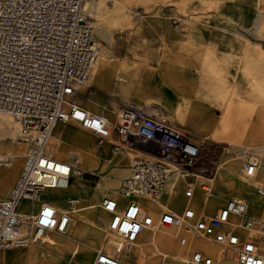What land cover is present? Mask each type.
Listing matches in <instances>:
<instances>
[{
	"label": "built area",
	"instance_id": "obj_1",
	"mask_svg": "<svg viewBox=\"0 0 264 264\" xmlns=\"http://www.w3.org/2000/svg\"><path fill=\"white\" fill-rule=\"evenodd\" d=\"M93 1L0 0V114L16 120L19 140L27 147L16 184L0 200V249L27 246L49 232L65 231L70 212L58 216L46 202L35 214H24L19 208L22 201H40L44 190L66 188L75 176L83 175L46 152L55 126L74 121L92 130L99 145L110 143L115 153H135L130 174L118 185V194L127 202L121 204L109 196L100 202L110 214L108 229L119 237V244L112 253L98 250L91 264H130L120 254L130 251L141 232L151 228L174 229L182 247L193 239L218 245L226 262L264 264V212L251 213L242 199H228L216 214H199L189 206L180 211L163 208L153 215L139 202V198L158 200L169 184L173 192L182 189L185 198H193L199 188L210 193L216 165L210 155L215 148H207L200 137L159 118L153 105L126 104L117 121H112L78 103L79 90L99 54L86 9ZM246 154L244 148L237 149L246 177L252 178L259 162ZM12 162L0 158V166ZM217 261L193 248L188 264Z\"/></svg>",
	"mask_w": 264,
	"mask_h": 264
},
{
	"label": "rangeland",
	"instance_id": "obj_2",
	"mask_svg": "<svg viewBox=\"0 0 264 264\" xmlns=\"http://www.w3.org/2000/svg\"><path fill=\"white\" fill-rule=\"evenodd\" d=\"M119 1L121 3H119ZM119 1L96 0L95 2H88V5H86V9L94 25V39L98 44L100 52L102 53L103 48H107L119 54L122 50L132 46L131 51L128 53V58L131 69L137 78L141 75H149L150 71H156L160 74L159 76L162 81L164 79L168 81L171 76L180 77L182 71H185L187 81H190L186 86L190 89L191 93L194 92L193 96H188V98L192 103H195V99L201 101L207 106L208 112L212 113L214 119L217 121H219V116L222 111L221 104L224 102L231 103L234 111V115L230 118L231 124L233 127L241 126V135H226L221 128L219 129V133L210 131L207 132L209 135L204 136V133L195 134L193 131L190 132L198 137L208 136L211 140L228 143L223 145V147L221 146L219 150L215 149V154L210 155L216 163L213 171L215 178L211 181L212 192L216 190L215 182H217L221 176L222 168L230 167L232 168V175L227 177L228 180L238 183L246 182L255 184L253 186V192L261 199H264V158L260 157L259 150L261 149L260 147H264V139L251 141L247 138V131L245 130V125L251 122L253 125H257L258 123L262 124L264 122V111H262V113L260 112L261 109L264 110V38H260V36H264V26L258 30H256L255 27V19L259 15L264 14V0H227L223 2L216 1L214 3H207L203 9V17L193 21H183L180 18L181 13L177 7L171 5V3H166L160 6V16L143 18V30L139 34L134 33L132 30L115 33L114 38L116 41L110 43L106 38L100 37V35L105 36V34L110 33L116 28L117 24L124 20L129 14L126 7V0ZM158 7L159 6L155 9H158ZM138 12L144 14V8L141 6L138 7ZM112 14H114L115 17H113L114 15ZM172 18L177 20L176 24L173 23ZM147 20H153L151 25L146 24ZM139 22L142 23V21ZM238 32L245 35L251 41L260 43L261 45L256 46L247 43L242 37H239ZM244 43L249 44V49L246 48ZM182 48L186 49L185 59L181 57ZM122 58L123 57H121V59ZM165 67L167 68L165 69ZM88 84H84L81 87L80 93ZM151 84L156 87L155 80ZM176 84L177 83L172 85L171 83L169 89H165L167 91L160 90L159 96H141L128 101L139 104H145L147 102L159 103L164 105L165 108L175 115V111L170 110L164 100L165 98H173V100H176L175 89L179 85ZM190 91L185 94H189ZM97 92L99 91H97L96 87H91L89 90V93L95 96ZM198 94L199 97H195V95ZM78 103L85 108L87 107L86 103L79 102V99ZM108 103L109 102L105 100L103 105L107 106ZM118 110L119 109L107 112L104 108H98L95 113L100 114L104 111L107 114L109 113L108 115L111 117L112 121H117L116 114ZM223 115H225V113ZM0 117L4 118L3 121L0 122V134L10 126L11 131L14 133L12 137L0 143V155H6L10 154L7 150L9 146L13 148L15 145L22 143L17 137L16 124L8 117ZM167 119L173 124L178 125L173 117H167ZM219 126L222 127L220 123ZM64 127H72L76 131L85 133L89 137V145L92 149L89 150L88 147L84 148L71 140H63L64 142H61L56 132L58 129ZM81 128L79 124L76 125L71 122H61L57 124L53 129L50 144L55 148L53 151V157L55 159L67 163L71 160L69 164L77 166V163L69 159L76 155L80 161L79 167H83L82 160L84 158L89 160L95 158L93 152L96 149L101 151V154L97 158V168L81 169L76 167L83 172V175L73 178L70 186L71 190L74 192L64 198L63 204L60 206L61 211L59 212L60 214L62 211L70 212L72 222L75 225L81 226L83 229H87V233H90L94 228H99L102 231V240L98 242L97 247L92 251V262L98 250H110L106 243L107 241L113 242L116 236L109 232L108 221L110 214L101 208L100 201L105 195L110 197L117 196L118 179L129 175L130 171L124 168L131 164L135 153L131 151H128V153H115L110 143L99 145L96 135L84 131ZM7 141L9 142L7 143ZM22 146L25 152L20 163V168L10 180L7 192L4 196L0 197V200L10 195L22 170L27 151V147L24 144H22ZM106 147L108 149L107 151L105 150ZM239 147L245 149L247 158L259 159L257 172L252 178L246 177L244 159L236 155ZM48 150L49 148L47 147L46 152ZM116 154H119L120 157L115 165V163H110V159L116 156ZM11 164L9 166H0V168L8 169ZM90 173L95 174L91 175ZM105 184L108 185V187L106 192L103 193ZM112 192L113 194L110 195ZM171 193L175 195L181 193L183 197H185L182 189L178 192L172 191ZM171 193L170 190H168V192L155 201L167 202ZM203 195H205V192L199 188L193 198L198 199ZM232 197L231 195H227L221 205L212 212L207 213L202 211L199 212V214H216L225 205L226 201ZM193 198L185 199L192 202L195 201L192 200ZM89 203H95L96 207L91 209L90 206H88ZM158 205L160 208L164 207L161 202H159ZM182 209L175 210L180 211ZM249 210L251 213H254L251 208H249ZM91 211L96 212L95 216L94 213H90ZM261 212H264V210ZM158 213H160V211L156 212L155 215ZM97 215L103 216L106 221L101 223V225H97L99 224L97 221L98 217H96ZM157 230H168L175 233L172 228H157ZM169 234L170 233H166L165 235L169 236ZM46 235L50 237L51 235L62 236L61 233L55 231L49 232ZM46 235L45 238L43 237L40 241L33 243L48 244L49 238L46 237ZM81 237L83 236L81 235ZM150 239L151 236L147 238V241ZM176 240L177 249L184 248V246H180L178 237H176ZM69 242L71 245H69L70 247H65L63 249L64 252L72 250V248L77 245L75 239H69ZM151 247H155L157 252L149 254L145 251V254H143L144 259H147L145 264H180L172 260L169 256H166V251L163 249L167 248L164 244L157 243ZM79 248L82 250L83 246L79 244ZM85 249H87V247ZM132 251L122 253L120 256L134 263ZM192 251L193 248L190 249L187 254L188 262ZM219 252H216L217 256L215 257L220 256ZM129 254L130 258H127L126 256ZM73 260L77 262V264H81L77 258H73ZM85 262L89 264V261ZM188 262L185 264H188Z\"/></svg>",
	"mask_w": 264,
	"mask_h": 264
},
{
	"label": "crops",
	"instance_id": "obj_3",
	"mask_svg": "<svg viewBox=\"0 0 264 264\" xmlns=\"http://www.w3.org/2000/svg\"><path fill=\"white\" fill-rule=\"evenodd\" d=\"M216 1L223 2L227 0H126L127 2L126 7L129 11L128 16L126 14L127 17L124 20L120 21L117 24L116 28L113 29L110 33L105 34V36L100 35V37L106 38L110 43H114V41H116L114 38L115 33H121L127 30H132L134 33L139 34L143 30V22H144L143 18L146 17L152 18V17L160 16V6L166 3H171V5L177 7L179 12L181 13L180 18L183 21H193L203 17L204 14L203 9L207 3H214ZM119 3L121 2L119 1ZM140 6L144 8L145 11L144 14H140L138 12V7ZM157 6H159L158 9H155ZM113 17H115V15ZM139 21H142V23ZM152 21L153 20H147L146 24L151 25ZM263 26H264V14L259 15L255 19L256 30L262 28ZM238 35L239 37H242V39H244L245 41H247V43H250L251 45H256V46L261 45L260 43L251 41L249 38H247L245 35H243L240 32H238ZM260 38L263 39L264 36H260ZM247 43L246 44L244 43V45H246V48L249 47V44ZM131 48L132 46H129L125 50H122L121 53L119 54L111 50H108L107 48L102 49V53L99 56L94 66L90 83L87 86H85V89L82 90L81 93L79 92V95L77 96L79 102L81 101L82 103H86L87 110L95 113V111L98 108L100 109L104 108L107 110V112H112V110L119 109L117 111L118 113L116 114L118 117L120 108L125 104L132 103V101H128V100L133 98H139L141 96H145V97H151L152 95L159 96L160 90L167 91L171 83L172 85L173 84L175 85V83H177L179 85L176 87V89L174 88L176 100H173V98L170 99L165 98L164 100V102L167 103L169 109L175 111V115H173L162 104L148 103V102L145 103L147 105L154 106V111L159 118L168 120L167 117H173L175 119V122L180 127L186 130L188 129V131H193L195 134L204 133L203 136L209 135L207 132L210 131H213L214 133H219L220 128L223 130V133L226 135H235V136L237 134L241 135L242 133L241 126L233 127L231 124L230 118L234 115V111L232 109L231 103L224 102L223 104H221L223 112L221 111V115L219 116L220 118L219 121L214 119L213 114L208 112L207 106H205L198 99H195V103H192V101L188 98V96H193L194 92L191 93L190 89L186 86L187 84L190 83V81H187L185 71H182L180 77L171 76L170 80L168 81L165 79L162 81L159 76L160 74H158L156 71L153 72L150 71L149 75L140 74L141 76L137 78V76L131 69L130 61L128 58V53L129 51H131ZM185 56H186V49L182 48L181 49L182 59H185ZM121 57L123 58L121 59ZM166 68L167 67H165V69ZM154 80L156 82V87L155 85L151 84L154 82ZM91 87H96L97 91H99L97 92L96 96L89 93ZM188 91H190V93L185 94L188 93ZM196 96L199 97V94L195 95V97ZM105 100L109 102L107 106L103 105V102ZM262 111L264 110L261 109L260 112L262 113ZM224 113L225 115H223ZM100 114L105 115L110 120H112L111 117L108 115L109 113L107 114L104 111H102V113ZM219 123L222 125V127L219 126ZM245 130L247 131L246 133L247 138L251 141L256 139H261V140L264 139V122L262 124L258 123L257 125H253V123L251 122L248 125H245ZM56 135L61 140V142H64L63 140H67V141L71 140L72 142H75L78 145L83 146L84 148L88 147L89 150L92 149V147L89 145V137L85 133L76 131L72 127H64L58 129ZM200 138L205 141V144L207 145L208 148H215L216 150L217 149L219 150L221 149V146L223 147V145L228 144L224 141H216L213 139L211 140L210 137L208 136L200 137ZM260 148H261L259 149L260 157L264 158V147H260ZM7 150L10 154L17 155V157L13 159V163L11 164L10 168L8 169L0 168V197L6 194L10 180L13 178L17 170L20 168V163L25 152L22 144L20 143L18 145H15V147L13 148L9 146ZM105 150L106 151L108 150L107 147L105 148ZM93 154L95 155L94 159L89 160L87 158H84L82 160L83 167H79V166L78 167L81 169L97 168V164H98L97 158L101 154V151H99V149H96L93 152ZM119 157H120L119 154H116V156L110 159V163H115L116 165V163L118 162L117 160H119ZM74 158H77V156L74 155L69 159L73 160ZM68 162H71V160ZM124 169L130 171V165H128ZM231 169L232 168L230 167H225V168L223 167L221 171V176L219 177L217 182H215L216 190L214 192L211 191L210 193H205V195H203L201 198L198 199L193 198L192 200L195 201L191 202L185 199V197H183L181 193L176 195L172 194L171 193L172 184H169L168 190H170L171 193L170 198L168 199L167 202H162V201L159 202H161L165 208H172L174 210L182 209L184 207L190 206L193 207L197 212L203 211L209 213L217 209L221 205L225 197H227V195H231L233 197L237 196L243 198L246 201L248 207L251 208V210L254 212L253 214L256 215L259 214V212L264 210V199H261L253 192V186L255 184H250L246 182L238 183L228 180L227 177L232 175ZM122 178L124 177L118 179V185ZM214 178H211L212 179L211 181H213ZM107 187L108 185L105 184V187L103 188L104 189L103 193L106 192ZM65 190L66 191L59 192L51 196V189H46L43 191L42 195L40 196V201L24 200L22 201L19 210L24 214H35L38 212L41 203L46 202L51 204L53 207H55V209L59 213L61 211L60 206L63 204L64 198L66 196H69L72 192H74L71 190V186H69ZM112 194L113 192L110 195ZM114 198H116L121 204H125L127 202L125 198L121 197L118 194V188H117V196ZM139 201L145 207H147L151 212H153V214L162 210V208H160L158 205L159 202H152L146 199H139ZM88 206H90L91 209L96 207L95 203H89ZM90 213L91 214L94 213L95 216L96 212L91 211ZM96 217H98L97 221L99 223L97 225H101V223H104L106 221V219L101 215H97ZM80 227L81 226L79 225H75L71 220L69 222L67 231L65 233H61L62 235L61 237L54 235H51L50 237L46 235V237L49 238L48 244L33 243L18 248L1 249L0 264H77L71 262L72 250H70L69 252L63 251L65 247H70L69 245L71 244L69 242V239H75L78 245L80 244L81 246H83L81 250V255L77 257V260H79L81 264H87L85 261H89L90 264L91 259L93 257L92 251L97 247L98 242H101L102 240V231L99 228H94L90 233H87V229H85L86 234L88 236L87 239L79 235L78 230L80 229ZM156 232L158 236L164 238L166 236L165 235L166 233H171L170 231L167 230L160 232H158L157 229L145 230L143 233L140 234L138 242L142 244H147L148 242L153 241ZM149 236H151V239L147 241V238ZM173 236H177V235L174 233ZM195 242L198 243V241ZM106 244L110 249L109 251L111 252V242L107 241ZM57 245L62 250H58L56 248ZM85 247H87V249H85ZM212 247L214 246L212 245ZM163 250H165L168 253H172V251H170L169 249H163ZM145 251L151 254L152 252L154 253L157 252V249L155 247H151L150 245H147ZM134 252L136 254V258L135 259L133 258L134 263H131L128 259H126V261L129 262L130 264H140V256L138 254V249L134 248ZM174 254H178V253L174 252ZM210 254L213 256H217L216 250L214 253H210Z\"/></svg>",
	"mask_w": 264,
	"mask_h": 264
},
{
	"label": "bare ground",
	"instance_id": "obj_4",
	"mask_svg": "<svg viewBox=\"0 0 264 264\" xmlns=\"http://www.w3.org/2000/svg\"><path fill=\"white\" fill-rule=\"evenodd\" d=\"M114 1V0H113ZM118 1V0H117ZM87 5H88V3H87ZM101 55V52H100V50H99V54H98V58H99V56ZM98 58H97V60H98ZM97 60H96V62H97ZM96 62H95V64H96ZM95 64H94V66H95ZM94 66H93V68H92V70H91V72H90V76H89V79H88V81L86 82V84H88V82L91 80V76H92V72H93V69H94ZM85 84V85H86ZM81 89V88H80ZM79 92H80V90H79ZM79 95V94H78ZM129 104V103H128ZM126 105V104H125ZM124 106V105H123ZM122 106V107H123ZM121 107V108H122ZM120 108V109H121ZM95 114V113H94ZM96 115H98V116H101V117H104V118H108V117H106L105 115H102V114H96ZM0 116H4V117H8V118H10L11 119V121L14 123V124H16V129H17V137H18V139H19V124L11 117V116H9V115H5V114H0ZM3 119L4 118H1L0 117V122L1 121H3ZM109 119V118H108ZM74 122V121H73ZM74 123H76V124H78L77 122H74ZM14 124H13V126H14ZM56 127V126H55ZM82 129H84V130H86V131H88V132H91V133H93L94 135H95V133L92 131V130H88V129H85V128H82ZM184 129V128H183ZM186 130V129H185ZM186 131H188V130H186ZM15 132V131H14ZM53 132V131H52ZM188 132H190V131H188ZM192 133V132H191ZM13 132L11 131V126L10 127H7V129L5 130V131H2V133L0 134V143H3L4 141H6L7 139H9L10 137H12L13 136ZM193 134V133H192ZM51 135H52V133H51ZM51 135H50V137H49V140H48V145H47V147L49 148V150H51V151H47V154L48 155H50L53 159H55L54 157H53V151H54V146H52L51 144H50V138H51ZM201 140H203V139H201ZM204 141V140H203ZM9 141H7V143H8ZM205 142V141H204ZM53 147V148H52ZM15 157H17V155H13V154H6V155H0V158H2V159H11L12 161H13V159L15 158ZM55 160H57V159H55ZM57 161H61V160H57ZM72 161H74L75 163H77L78 165H79V158L77 157V158H74ZM61 162H65V161H61ZM68 163H71V162H68ZM73 165V164H72ZM78 165L77 166H75V165H73L74 167H78ZM73 174H75V171H73L72 172ZM171 179V178H170ZM70 186V185H69ZM68 186V187H69ZM68 187H66V188H68ZM66 188H51V196H53V195H55V194H57V193H59V192H63V191H66L65 189ZM56 189H59V190H56ZM216 189V188H215ZM43 193V192H42ZM42 195V194H41ZM232 198H239V199H242V200H244L243 198H241V197H237V196H234V197H232ZM139 199H146V200H149V201H152V202H158V201H155V200H151V199H147V198H139ZM63 201V200H62ZM245 201V200H244ZM140 202V201H139ZM246 202V201H245ZM55 208V207H54ZM163 208H165V207H163ZM162 208V209H163ZM56 210V209H55ZM56 212H57V210H56ZM63 212H65V211H63ZM152 214H153V212H152ZM57 215L59 216L60 215V213H58L57 212ZM153 215H155V214H153ZM71 221V219L68 221V223L66 224V227H65V231L64 232H62V233H65L66 231H67V228H68V225H69V222ZM152 230H154V229H157V228H151ZM79 231V235L81 236H83V237H85V238H87L88 239V236H87V234H86V231H85V229H83V228H81L80 227V229L78 230ZM145 231V230H144ZM144 231H142L141 233H143ZM160 231H166V230H158V232H160ZM168 231V230H167ZM171 233L169 234V236H166L165 238L164 237H161V236H158V234H157V232H156V235H155V237H154V239H153V241H151V242H148L147 244H142V243H139L138 242V240L134 243V246H133V248H132V250H130V251H132L133 253V256L132 257H134V259L136 258V254H135V252H134V248H137L138 249V254H139V256H140V264H145V261L147 260V259H144V257H143V254H145V249H146V246L147 245H150V246H154V245H156L157 243H161V244H164L165 245V247L167 248V249H169L170 251H172V253H167L166 252V256H169L172 260H174V261H176V262H178V263H180V264H185V263H187L188 262V259H187V254L189 253V251H190V249H192V248H199V249H202L203 251H204V253H214L215 252V250H216V252L218 251H220L221 249H220V247L218 246V245H215V244H213V243H211V242H206V241H203V240H195V239H193V240H191V242H190V245L189 246H187V247H184V248H178L177 249V240H176V237L177 236H173V234H174V232H172V231H170ZM173 233V234H172ZM139 239V238H138ZM195 241H198V243H196ZM118 244H119V237L118 236H115V238H114V241L113 242H111V252L110 251H107V252H110V253H112L113 251H114V249H115V247L116 246H118ZM212 245L215 247H212ZM56 248L58 249V250H62V249H60V247L57 245L56 246ZM86 248V247H85ZM216 248H218V249H216ZM4 249H9V248H4ZM220 249V250H219ZM1 250V249H0ZM69 252V251H68ZM159 252V251H158ZM174 252H176V253H178V254H174ZM81 255V249L79 248V245L77 244L75 247H73L72 248V251H71V262L72 263H77V262H75L74 260H73V258H77V257H79ZM220 255V256H219ZM219 257H216L217 258V262H218V264H236V263H234V262H226V260L223 258V255H222V251H220L219 252ZM127 258L129 257L130 258V254L129 255H127L126 256ZM126 260V259H125ZM77 261V260H76ZM79 261V260H78ZM162 264H172V263H162Z\"/></svg>",
	"mask_w": 264,
	"mask_h": 264
}]
</instances>
